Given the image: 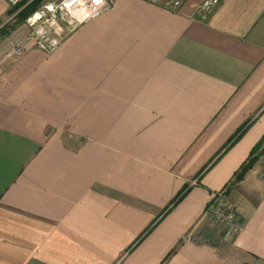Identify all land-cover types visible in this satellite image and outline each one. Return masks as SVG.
I'll return each instance as SVG.
<instances>
[{
    "label": "crops",
    "instance_id": "crops-1",
    "mask_svg": "<svg viewBox=\"0 0 264 264\" xmlns=\"http://www.w3.org/2000/svg\"><path fill=\"white\" fill-rule=\"evenodd\" d=\"M174 1L1 65L0 264H264V0Z\"/></svg>",
    "mask_w": 264,
    "mask_h": 264
},
{
    "label": "built area",
    "instance_id": "built-area-1",
    "mask_svg": "<svg viewBox=\"0 0 264 264\" xmlns=\"http://www.w3.org/2000/svg\"><path fill=\"white\" fill-rule=\"evenodd\" d=\"M17 1L18 0H10L12 4ZM76 3L82 4L84 10L82 16L72 15L71 10ZM173 3L178 4L179 1L175 0ZM218 3L219 0H204L198 6L197 11L202 16H206L212 12L214 7ZM54 4L55 3L50 2L48 6L44 5V9L42 10V12H39L37 16L29 18L27 23L31 26L36 22V19H39L43 16L46 10L55 11L56 6L62 7L63 5L65 8H68L70 17L68 23H73L72 27L75 28L82 22H85L91 18L100 15L104 11L109 10L113 5V0H61V3L59 5ZM54 33L55 35H51L42 27L36 32L34 31V29H32V31L27 36L13 44L12 52L18 53L22 49L29 48L32 45H34L40 50L52 52L59 46L62 39L64 38L62 28L56 27ZM259 176L261 178H264V166L260 170ZM207 214L211 216L215 223L222 225L229 234H236L243 227V224L236 215L234 209L226 203L225 195L222 192L216 193V196L213 198V201L207 210Z\"/></svg>",
    "mask_w": 264,
    "mask_h": 264
},
{
    "label": "rangeland",
    "instance_id": "rangeland-1",
    "mask_svg": "<svg viewBox=\"0 0 264 264\" xmlns=\"http://www.w3.org/2000/svg\"><path fill=\"white\" fill-rule=\"evenodd\" d=\"M5 2L7 4L6 12L0 19V69L1 65H5L7 59L16 57L28 49H22L18 53L12 52L13 44L27 36L32 29L36 32L42 27L51 35H55L56 27H60L64 37L74 29L72 27L73 23H68L70 18L68 8L63 5L62 7L56 6L55 11L46 10L43 16L36 19V22L31 26L27 23L29 18L35 16L36 13L42 12L44 5L48 6L50 2L59 5L61 0H18L13 4L10 0H5ZM72 15L82 16L76 13H72ZM32 47L35 46L32 45L29 48Z\"/></svg>",
    "mask_w": 264,
    "mask_h": 264
},
{
    "label": "bare ground",
    "instance_id": "bare-ground-1",
    "mask_svg": "<svg viewBox=\"0 0 264 264\" xmlns=\"http://www.w3.org/2000/svg\"><path fill=\"white\" fill-rule=\"evenodd\" d=\"M77 1H78V0H77ZM71 12H72L73 14L76 13V14H81V15H83L84 10H83L82 4H81V3H76V4L72 7ZM36 15H38V13H36L35 16H36Z\"/></svg>",
    "mask_w": 264,
    "mask_h": 264
},
{
    "label": "trees",
    "instance_id": "trees-1",
    "mask_svg": "<svg viewBox=\"0 0 264 264\" xmlns=\"http://www.w3.org/2000/svg\"><path fill=\"white\" fill-rule=\"evenodd\" d=\"M27 13V12H26Z\"/></svg>",
    "mask_w": 264,
    "mask_h": 264
}]
</instances>
